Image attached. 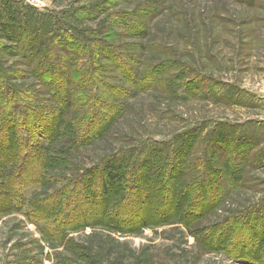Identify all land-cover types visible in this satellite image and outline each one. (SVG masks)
<instances>
[{
    "label": "rangeland",
    "instance_id": "374dc122",
    "mask_svg": "<svg viewBox=\"0 0 264 264\" xmlns=\"http://www.w3.org/2000/svg\"><path fill=\"white\" fill-rule=\"evenodd\" d=\"M44 1L40 10L27 7V0H0V91L5 93L0 101L14 89L23 102L20 109L13 101L0 102V136L7 128L2 117L13 110L23 117L47 98L42 83L47 79L34 73L35 59L44 63L41 50L54 58L51 66L64 68L72 60L78 71L87 67L82 73L91 78L105 64L97 54L61 46L57 55L54 47L62 40L78 45V37L89 49L91 42L125 44L119 52L134 60L130 66L138 77L130 86L118 83L116 66L109 64L116 78L110 83L128 92L109 99L122 106L121 114L89 146L73 148L69 131L61 133L48 193L105 158L126 161L127 168L134 165L150 177L146 184L155 204L148 222L155 225L130 233L86 228L62 239L51 225L28 216V203L39 193L29 187L22 190V201L14 197L17 206L0 205V264H264V249H256L254 257L232 258L234 245L219 249L206 238L226 219L264 218V0ZM141 29L143 38L132 39ZM35 38L39 46L32 48ZM79 110L64 116L82 119ZM134 158L140 160L136 166ZM170 173L178 176L179 188L159 181ZM194 178L220 187L213 197L225 191L223 205L206 207L193 222L185 215L187 205L175 204L165 213L168 191L196 202L194 194L183 195L184 184ZM176 219L183 224L171 222Z\"/></svg>",
    "mask_w": 264,
    "mask_h": 264
},
{
    "label": "trees",
    "instance_id": "16d2710c",
    "mask_svg": "<svg viewBox=\"0 0 264 264\" xmlns=\"http://www.w3.org/2000/svg\"><path fill=\"white\" fill-rule=\"evenodd\" d=\"M134 33L132 39L143 38L142 29L141 32ZM78 38L79 46L74 39L72 45L69 41L65 43L62 40L58 48L54 47L55 53L59 55L58 53L63 52L61 46H67L65 48L67 50L72 46L77 48V52L83 50L84 53L87 50L93 52V56L97 54L98 58L108 65L100 64L96 67V76L92 74L91 78H87V75L82 73L87 72V67L78 71L72 60H68L69 65L64 68H59V65L51 66L54 58H49L47 53L40 51L44 63L35 59L34 73L35 78L47 79L46 82H42L47 98H43V103L38 102L39 104L30 107L29 111L24 112L23 117L14 110L12 115L9 113L8 117H2L5 118L3 125L7 128L0 136V189L3 190L0 192L2 195L0 200H4L0 205L6 204L5 206L8 207L6 202L11 201V207L17 206L14 197H19L22 201V190L33 187L38 188L39 193L36 194L38 196L36 200L33 199L28 203L30 206L28 216L51 225L48 227L53 229L54 233L60 234L62 239L70 233L84 231L86 228L94 230L99 228L111 233L144 230L155 225L148 222V215L154 207L155 200H152L153 195L149 185L146 184L147 174L143 169L137 171L134 165L127 168L126 161L115 162L114 158H105L92 168L80 169L79 174L74 178H65L66 182L61 188L52 194L48 193L49 185L55 181L54 173H57L55 164L59 159L57 153L60 150L57 148V141L61 133L69 131L66 137L73 148L92 145L104 136L105 131L112 126L113 120L122 112V106L116 105L117 102H110L109 99L126 97L128 92L124 87L110 83L116 81V78L115 72L111 70L112 65L109 67V64L116 66L118 83L122 82L130 86L135 84L138 77L135 75L137 72L130 66L134 60L119 52V49L125 48L123 47L125 44L112 47L106 43L94 45L91 42L90 48H92L89 49L86 44H81V39L84 38ZM39 40V38L33 39L32 48L35 43L37 47L39 46L37 44ZM32 48L31 50L35 52L36 48ZM58 57L60 56H56L55 60L63 63ZM85 63L87 64L88 61ZM97 73L102 75V78L98 77V79L103 81L99 82L100 80L96 78ZM72 89L75 92H72ZM86 92L89 94H85ZM80 93L82 101L80 97L78 98ZM3 94L0 91V98ZM21 99V93L13 89L10 97L2 101L7 103L13 101L17 106L16 109H20V104H23ZM76 99L79 101L77 102ZM78 105H80L79 109L83 110L82 119L76 117V114L71 120L65 118V113L74 109L80 111L77 109ZM67 122L70 124L66 125ZM139 161L138 158H134L135 166ZM168 175L169 177L166 178L164 175L165 177L160 178L159 181L162 183L167 180V185L179 188L178 176L171 173ZM206 182L207 179L198 181L194 178L184 184L183 195L191 199L190 196L194 194L198 204L192 200L177 199L174 193L172 195V192L166 188L168 193L164 204L166 208L164 206L163 211L165 213L172 211L175 204L187 205L189 208L185 215L191 219L190 222H193L195 217L205 214L203 212L206 207L220 208L224 202V194L227 193L223 191L221 195L213 197V192L220 187L211 188ZM7 197L10 199L7 200ZM205 197H212V201L208 202L203 199ZM249 217L248 221L244 218L224 219L223 223H218L210 229L217 228L219 231L217 234L206 235L207 240L212 241L214 246L219 245V249L229 244L234 245L232 258L254 257L256 249H264V218L255 219L252 218V214ZM171 222L183 224L184 221L176 219ZM186 225L191 224L188 222Z\"/></svg>",
    "mask_w": 264,
    "mask_h": 264
},
{
    "label": "built area",
    "instance_id": "2783aa9c",
    "mask_svg": "<svg viewBox=\"0 0 264 264\" xmlns=\"http://www.w3.org/2000/svg\"><path fill=\"white\" fill-rule=\"evenodd\" d=\"M27 5L34 7L36 9H44L46 8V3L44 0H27Z\"/></svg>",
    "mask_w": 264,
    "mask_h": 264
}]
</instances>
